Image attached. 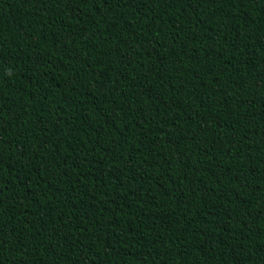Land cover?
Returning <instances> with one entry per match:
<instances>
[{"label":"trees","instance_id":"1","mask_svg":"<svg viewBox=\"0 0 264 264\" xmlns=\"http://www.w3.org/2000/svg\"><path fill=\"white\" fill-rule=\"evenodd\" d=\"M0 264H264V0H0Z\"/></svg>","mask_w":264,"mask_h":264}]
</instances>
